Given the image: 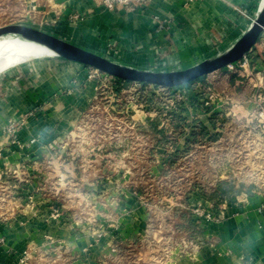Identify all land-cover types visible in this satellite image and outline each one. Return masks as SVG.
Returning a JSON list of instances; mask_svg holds the SVG:
<instances>
[{
    "label": "rangeland",
    "instance_id": "obj_1",
    "mask_svg": "<svg viewBox=\"0 0 264 264\" xmlns=\"http://www.w3.org/2000/svg\"><path fill=\"white\" fill-rule=\"evenodd\" d=\"M263 3L250 12L235 10L251 24ZM41 5L0 0V27L22 23L59 35L47 28L55 21L46 20ZM156 21L163 28L166 20ZM245 24L226 38L216 36L206 54L182 67L233 47L248 30ZM261 37L247 61L190 85H116V76L84 63L23 55L18 65L35 63L37 72L56 74L61 83L46 85L48 95L31 85L35 104L26 109L0 108V264L193 260L208 243L204 225L216 209L230 198L264 192V32ZM117 45L114 39L95 51L120 61L112 54ZM254 73L261 77L251 83ZM250 100L252 108H243Z\"/></svg>",
    "mask_w": 264,
    "mask_h": 264
},
{
    "label": "crops",
    "instance_id": "obj_2",
    "mask_svg": "<svg viewBox=\"0 0 264 264\" xmlns=\"http://www.w3.org/2000/svg\"><path fill=\"white\" fill-rule=\"evenodd\" d=\"M257 1L154 0L144 8L120 6L110 10L98 6L94 0H40L41 12L48 17L46 20L55 21L53 25L47 23V28L56 30L60 36L93 50L105 49L115 39L118 41L112 50L115 58L128 65L158 70L182 67L202 53L206 54L216 36L226 38L229 32L241 30L245 22L243 29L247 28L250 18L238 13L235 7L250 12L257 10ZM75 14L80 15L75 17ZM157 16L166 20L163 28L159 27ZM261 39L263 37L256 47ZM39 69L30 62L3 73L0 76V108L21 110L35 104L31 85H37L44 95L49 94L46 85L49 86L52 80L56 88L60 86L61 79L56 74L58 81L55 76L49 78L46 72H37ZM250 76L251 83L253 77H261L256 73ZM252 87L259 89L258 86ZM236 88L238 92L244 90L239 86ZM36 97L41 100L40 94ZM253 104L251 100L245 101L242 107L252 108ZM262 205L264 192L230 198L219 209L215 208L216 218L206 220L204 225L208 243L196 250L188 264H243L244 258H248L250 264H264Z\"/></svg>",
    "mask_w": 264,
    "mask_h": 264
},
{
    "label": "water",
    "instance_id": "obj_3",
    "mask_svg": "<svg viewBox=\"0 0 264 264\" xmlns=\"http://www.w3.org/2000/svg\"><path fill=\"white\" fill-rule=\"evenodd\" d=\"M263 32L264 3L258 10V14L253 19L248 30L233 47L224 53L184 68L158 70L122 63L55 33L31 25L10 23L0 27V37L18 36L22 39L48 46L55 50V55L96 67L124 80L148 82L165 86L185 84L243 58L257 44Z\"/></svg>",
    "mask_w": 264,
    "mask_h": 264
},
{
    "label": "bare ground",
    "instance_id": "obj_4",
    "mask_svg": "<svg viewBox=\"0 0 264 264\" xmlns=\"http://www.w3.org/2000/svg\"><path fill=\"white\" fill-rule=\"evenodd\" d=\"M34 53L38 55L56 54L55 50L38 42L22 39L18 36L0 37V72L14 68L24 59L23 55L27 56Z\"/></svg>",
    "mask_w": 264,
    "mask_h": 264
},
{
    "label": "built area",
    "instance_id": "obj_5",
    "mask_svg": "<svg viewBox=\"0 0 264 264\" xmlns=\"http://www.w3.org/2000/svg\"><path fill=\"white\" fill-rule=\"evenodd\" d=\"M153 1L154 0H94V2L98 6H102V7H105L107 9H110V10H113L114 8L120 7V6L129 7V8H135V7L144 8V7L148 6ZM79 15L80 14H75V17H78ZM246 56L247 55H245L243 57V59L245 61L248 60V58ZM230 64H232V63H230ZM230 64H228V65H230ZM259 97H261V95H259ZM259 114L261 116H264V107L260 108ZM263 207H264V205H262L261 208H263ZM198 211L200 212V209H198ZM208 214H210V213H208Z\"/></svg>",
    "mask_w": 264,
    "mask_h": 264
},
{
    "label": "trees",
    "instance_id": "obj_6",
    "mask_svg": "<svg viewBox=\"0 0 264 264\" xmlns=\"http://www.w3.org/2000/svg\"><path fill=\"white\" fill-rule=\"evenodd\" d=\"M252 51H255L254 49H252L251 51H250V53H252ZM260 55V54H259ZM256 59L258 58V56H257V54L254 56ZM254 57H253V59H254ZM204 76L205 75H203V76H201V77H199L197 80H201V79H203L204 78ZM196 80V79H195ZM195 80H192V81H189V82H187V83H185V85H190V83H192L193 81H195ZM114 81H115V84L116 85H123V84H128V83H130V80H124V79H122V78H118V77H116L115 79H114ZM142 83H145V82H142ZM120 88L121 87H118V88H116V90L117 91H119L120 90ZM261 89V91H263L264 92V88H260ZM195 98L192 100V104L195 106L196 104H195ZM197 106V105H196ZM205 111H208V112H211L212 110H211V108H205L204 109ZM213 113V112H212ZM211 118H210V124L214 127V128H216L217 129V127H219L218 126V123L216 122V120H215V117L211 114V116H210ZM201 125L204 127V130H205V135L206 136H211L212 137V135H210V133H211V128L207 125V124H205L204 122H202L201 123Z\"/></svg>",
    "mask_w": 264,
    "mask_h": 264
}]
</instances>
